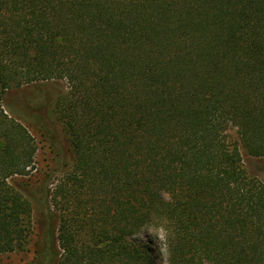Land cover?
Returning a JSON list of instances; mask_svg holds the SVG:
<instances>
[{"label": "trees", "instance_id": "16d2710c", "mask_svg": "<svg viewBox=\"0 0 264 264\" xmlns=\"http://www.w3.org/2000/svg\"><path fill=\"white\" fill-rule=\"evenodd\" d=\"M18 112L60 122L71 155L42 188L44 264H151L146 225L168 264H264V177L244 163L264 156V0H0L1 253L29 232L7 183L37 149Z\"/></svg>", "mask_w": 264, "mask_h": 264}, {"label": "rangeland", "instance_id": "374dc122", "mask_svg": "<svg viewBox=\"0 0 264 264\" xmlns=\"http://www.w3.org/2000/svg\"><path fill=\"white\" fill-rule=\"evenodd\" d=\"M39 92L42 100L39 103L43 106L50 101L52 102L58 91L55 85L50 84L39 87ZM18 114L35 138L37 149L29 172L25 175H13L7 179V183L18 191L24 199L30 201V215L25 222L29 227V232L20 247L10 252H0V264H44L42 260L37 259L36 250L37 245L46 237V231L51 227V220L42 211L44 205L41 197L42 188L48 184L51 189H54L58 181L65 177L64 173L61 172H54L49 175L51 166L57 158L56 150H61V156L65 157L66 160L70 161L71 155L65 150V133L60 122L56 120L53 129L41 127L42 129L39 130L36 128V118L28 119L23 112H18ZM52 117L54 118L53 114ZM26 121H28L27 124ZM230 134L234 139L236 137L235 129L231 130ZM244 163L248 169L256 171L261 177H264V156L254 157L252 161H248L245 157ZM57 226L58 221L56 219L55 227ZM133 239L136 242L143 241L146 243L151 264H168L164 239L160 231L146 225L135 233Z\"/></svg>", "mask_w": 264, "mask_h": 264}]
</instances>
